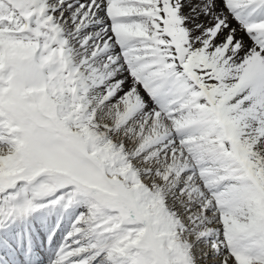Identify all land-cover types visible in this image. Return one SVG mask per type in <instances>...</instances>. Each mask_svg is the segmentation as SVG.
Returning <instances> with one entry per match:
<instances>
[{"label":"snow or ice","instance_id":"6c2138e0","mask_svg":"<svg viewBox=\"0 0 264 264\" xmlns=\"http://www.w3.org/2000/svg\"><path fill=\"white\" fill-rule=\"evenodd\" d=\"M0 264H264V0H0Z\"/></svg>","mask_w":264,"mask_h":264}]
</instances>
